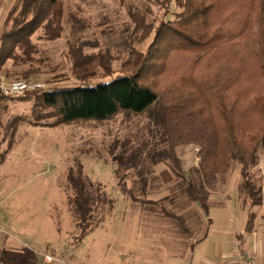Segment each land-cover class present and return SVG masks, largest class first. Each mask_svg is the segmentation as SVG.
<instances>
[{
	"label": "rangeland",
	"instance_id": "obj_1",
	"mask_svg": "<svg viewBox=\"0 0 264 264\" xmlns=\"http://www.w3.org/2000/svg\"><path fill=\"white\" fill-rule=\"evenodd\" d=\"M63 2L62 36L50 41L40 31L32 41L39 50V54H32L38 74L30 81L45 85V89L85 86L73 74L69 42L86 43L88 54L110 50L116 59V76L127 58V46L141 52L147 50L152 37L140 43L147 25L173 21L180 11L174 2L166 8L164 0ZM29 68L9 62L0 73L23 80V73ZM111 79L97 77L89 85ZM40 93L31 92L20 100H0V215L7 220L8 233L40 255L51 253L56 259L54 264H180V259L192 254V249L202 251L198 256L207 249L198 245L203 230L210 226L207 216L211 212L219 216L228 213L217 202L222 205L225 200V205H231L237 213L238 205L241 207L244 201L247 205L239 166L218 175L211 185L210 199L216 204L209 203L208 214L181 195L177 180L165 182L163 172L155 173L149 162L144 164L143 177L136 169L123 172L118 168L110 153L116 141L122 145L129 140L128 154L142 148L145 157L152 147H164L148 114L122 112L103 122L51 126L60 118L59 113L43 104ZM119 151L120 148L116 152ZM186 151L183 148L180 154ZM137 159L140 162L141 157ZM198 161L193 153V163ZM78 169L84 180L112 201L97 207L92 227L84 232L77 222L72 203L74 191L69 184L70 171L77 173ZM166 170L174 175L168 165ZM255 174L264 192L262 171L256 170ZM164 210L182 216L183 229L178 220L167 218ZM198 212L206 222H202Z\"/></svg>",
	"mask_w": 264,
	"mask_h": 264
},
{
	"label": "trees",
	"instance_id": "obj_2",
	"mask_svg": "<svg viewBox=\"0 0 264 264\" xmlns=\"http://www.w3.org/2000/svg\"><path fill=\"white\" fill-rule=\"evenodd\" d=\"M63 1H16L5 20L0 72L11 62L30 66L23 80L38 74L33 38L40 31L50 41L62 36ZM172 2L180 10L173 21L147 25L142 33L140 43L152 37L145 52L125 44L128 55L120 74L114 76L116 59L110 50L88 54L86 43L69 42L73 74L85 86L34 89L27 96L41 92L43 104L56 109L60 118L51 126L103 122L122 112L148 114L164 147H152L145 157L142 148L128 154L129 140L116 141L110 153L118 168L136 169L143 177L147 162L168 165L174 175L164 171L165 182L177 180L181 195L208 214L211 185L239 166L242 191L252 206H261L264 192L255 172L261 171L264 149V0H164V6ZM97 77L113 79L89 85ZM181 146L198 149L199 164L190 172H184L177 156ZM69 184L84 232L92 227L97 207L112 201L84 180L81 169L70 171ZM164 214L183 229L182 216ZM0 264H38V257L31 251L25 256L2 253Z\"/></svg>",
	"mask_w": 264,
	"mask_h": 264
},
{
	"label": "crops",
	"instance_id": "obj_3",
	"mask_svg": "<svg viewBox=\"0 0 264 264\" xmlns=\"http://www.w3.org/2000/svg\"><path fill=\"white\" fill-rule=\"evenodd\" d=\"M17 0H0V43L2 35L5 29L6 16L16 4ZM3 74V73H2ZM7 77V76H6ZM10 80V77H7ZM185 148L187 151L182 152ZM193 153L198 161L197 151L194 146H181L177 149V156L181 161V166L184 172H188L193 168H196L199 163H193ZM199 162V161H198ZM155 173H162L166 171V165L160 163L153 166ZM264 177V167L261 169ZM2 182L0 181V186ZM125 198V197H124ZM211 204L216 202L210 199ZM218 205L222 206L228 213L220 215L219 213L211 212L206 222L202 218V213L198 212L202 222H206L209 227H205L203 230V237L200 239L199 244H203V254L197 255L200 251L198 249H192L190 255L184 256L180 260V264H264V201L261 206H252L247 201L242 202V205H238V213L231 208V205H225L221 201L217 202ZM1 208V205H0ZM199 207L197 206V209ZM253 218V227L248 228V223L251 216ZM7 220L0 215V255L2 253L17 254L25 256L28 251L33 252L37 255L38 263L42 264H54L46 263L44 256L40 255L36 250L28 249L26 244L20 242L17 238L7 232L8 225ZM203 224V223H202ZM208 228V229H206ZM194 245V244H193ZM199 247V246H198ZM209 251L208 253L206 251ZM187 252V250H186ZM202 252V251H200ZM187 259V260H186Z\"/></svg>",
	"mask_w": 264,
	"mask_h": 264
},
{
	"label": "built area",
	"instance_id": "obj_4",
	"mask_svg": "<svg viewBox=\"0 0 264 264\" xmlns=\"http://www.w3.org/2000/svg\"><path fill=\"white\" fill-rule=\"evenodd\" d=\"M44 88H46L45 85L33 83L30 80H9L5 75L0 73V98L19 100L27 96L31 90ZM44 258L46 263L56 261L52 255L46 254ZM59 262L63 263L62 261Z\"/></svg>",
	"mask_w": 264,
	"mask_h": 264
}]
</instances>
